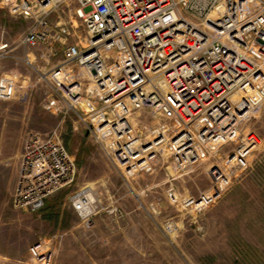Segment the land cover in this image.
<instances>
[{
    "label": "built area",
    "instance_id": "built-area-1",
    "mask_svg": "<svg viewBox=\"0 0 264 264\" xmlns=\"http://www.w3.org/2000/svg\"><path fill=\"white\" fill-rule=\"evenodd\" d=\"M2 1L11 15L32 23L0 59L38 75L49 91L44 111L62 120L72 116L96 140L99 132L111 138L113 160L129 173L148 171L152 163L137 148L131 124L141 111L172 129L178 171L238 141L226 166L214 167L207 192L184 199L171 194V203L201 212L249 169L262 138L241 133L240 124L264 102V0H76L74 18L58 24L48 16L64 0ZM57 52L61 59L51 65ZM18 78L0 75L1 102L27 99ZM75 173L60 125L48 134L27 131L12 208L39 212L48 197L71 186ZM93 193L83 187L69 198L86 228L97 213ZM48 244L30 246L28 263L51 264L55 252Z\"/></svg>",
    "mask_w": 264,
    "mask_h": 264
},
{
    "label": "rangeland",
    "instance_id": "rangeland-1",
    "mask_svg": "<svg viewBox=\"0 0 264 264\" xmlns=\"http://www.w3.org/2000/svg\"><path fill=\"white\" fill-rule=\"evenodd\" d=\"M76 6V0H64L49 14V22L69 23ZM8 9V3L0 0L1 45L16 41L32 23L11 15ZM6 49L0 47V52ZM60 59L57 52L50 64ZM0 66L10 71L16 65L0 59ZM21 71L26 77L24 82L23 77L18 80L27 99L0 101V130L6 128V138H17L21 148L27 131L48 134L60 125L76 173L71 186L48 197L42 210L21 212L10 203L18 154L13 161H3L0 264H30L29 247L43 240L54 249L51 264H264V102L240 124L241 133L255 132L262 138L249 169L212 205L196 212L171 203L170 195L197 198L207 192L213 184L214 167L226 166L238 141L178 171L171 158L172 129L160 117L141 111L131 124L139 136L137 148L152 163L148 171L129 173L113 160L111 138L99 132L96 140L72 116L62 120L44 111L41 101L49 91L38 82L36 73L23 65ZM83 187L93 190L91 198L97 205L89 228L69 201Z\"/></svg>",
    "mask_w": 264,
    "mask_h": 264
},
{
    "label": "crops",
    "instance_id": "crops-1",
    "mask_svg": "<svg viewBox=\"0 0 264 264\" xmlns=\"http://www.w3.org/2000/svg\"><path fill=\"white\" fill-rule=\"evenodd\" d=\"M12 43H13V41L9 42V43L8 42L4 43L2 45L0 44V47L5 46V48H9L12 46ZM17 51L19 53L20 49H17ZM15 65L16 66L12 67L10 71H8V70L3 71V68L0 66V75H4L7 73H13V74L17 73L19 77L25 78L26 76H25L24 72L22 73V71H21L22 65L21 64H15ZM6 134H7L6 128H4L2 126V128L0 130V165H3V161H6V160H12L13 161L17 157V154H18V157L20 158L19 154H21V148H19V146L17 144L18 139L17 138H15V139L6 138ZM18 161H19V159H18ZM8 165H10V163ZM16 172H17V168H16ZM16 172H15L14 181L16 178Z\"/></svg>",
    "mask_w": 264,
    "mask_h": 264
}]
</instances>
